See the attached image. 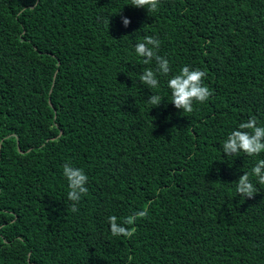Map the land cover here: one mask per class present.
<instances>
[{
    "label": "trees",
    "instance_id": "16d2710c",
    "mask_svg": "<svg viewBox=\"0 0 264 264\" xmlns=\"http://www.w3.org/2000/svg\"><path fill=\"white\" fill-rule=\"evenodd\" d=\"M148 36L171 67L156 89ZM185 65L212 90L191 113L167 86ZM251 116L264 125V0H0V264H264V184L236 192L264 152L222 149ZM65 163L88 176L76 212Z\"/></svg>",
    "mask_w": 264,
    "mask_h": 264
},
{
    "label": "clouds",
    "instance_id": "9594fccd",
    "mask_svg": "<svg viewBox=\"0 0 264 264\" xmlns=\"http://www.w3.org/2000/svg\"><path fill=\"white\" fill-rule=\"evenodd\" d=\"M160 0H131V5L137 8H145L147 11H158ZM123 25L127 27L130 20L123 18ZM160 47V40L151 36L145 37L141 42L134 45L138 56L144 58V63L149 64L153 60L156 62L155 71L152 68H146L140 75V81L149 88L156 89L159 86L158 74L168 75L171 67L167 58L158 55L157 50ZM206 72L200 69H190L189 66H183L179 73L172 76L167 81V86L171 90L172 101L176 109L183 110L186 113L193 111L194 102L203 103L212 95V90L204 83ZM163 98L160 95H150L147 102L153 107L159 106ZM225 156L244 153L249 156H257L264 152V125H260L255 116L248 118L246 122L240 123L237 130L232 131L222 145ZM63 175L68 181L69 191L67 197L73 202L71 210L76 212V204L80 201L82 195L88 192L85 186L88 182V176L83 169L73 167L70 163L63 165ZM250 176H255L258 183L264 184V159L258 160L252 167L251 173L244 172L239 176L236 186L238 195L252 198L258 188L253 184ZM148 214L147 207L134 212L127 217L122 224L117 223V217H109L110 231L113 236H124L131 238L136 233L135 227H125L124 225H134L138 218H143ZM133 258L128 257L131 261Z\"/></svg>",
    "mask_w": 264,
    "mask_h": 264
}]
</instances>
